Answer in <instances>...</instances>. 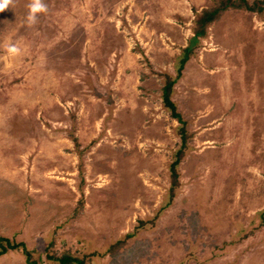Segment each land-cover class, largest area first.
I'll return each instance as SVG.
<instances>
[{"label": "rangeland", "instance_id": "obj_1", "mask_svg": "<svg viewBox=\"0 0 264 264\" xmlns=\"http://www.w3.org/2000/svg\"><path fill=\"white\" fill-rule=\"evenodd\" d=\"M214 1L43 0L32 27L31 0L0 11V170L14 145L30 153V193H0V235L30 255L0 264H264V11L208 26L172 87L184 126L162 103ZM180 131V187L159 211Z\"/></svg>", "mask_w": 264, "mask_h": 264}, {"label": "trees", "instance_id": "obj_2", "mask_svg": "<svg viewBox=\"0 0 264 264\" xmlns=\"http://www.w3.org/2000/svg\"><path fill=\"white\" fill-rule=\"evenodd\" d=\"M228 8H246L247 10L262 12L264 11V0H253L251 2H249V0H215L213 5L203 8L200 12L196 13L193 20V34L188 43L182 48L181 53L176 57V74L173 76L167 74L164 85L161 89L162 103L171 111V114L176 117L183 126L185 121L182 119L181 115L176 112V103L171 98L172 87L176 80L180 77L185 63L193 55L198 46L199 40L206 36L208 26ZM188 137L189 134L186 131H180L181 143L179 148H177L173 154L174 160L169 165L171 182L168 195L170 200L168 199L166 204L159 208V211L172 201L180 187L177 166L182 158V155H184V149L187 148ZM3 242H5V244H3ZM10 249H20L25 255H27V257L30 255L27 246L23 243L13 242L11 239H7V237H0V255L6 253ZM47 256L55 258L59 264H87L86 259L74 255L71 256L70 253H62L59 257H52L49 254Z\"/></svg>", "mask_w": 264, "mask_h": 264}, {"label": "crops", "instance_id": "obj_3", "mask_svg": "<svg viewBox=\"0 0 264 264\" xmlns=\"http://www.w3.org/2000/svg\"><path fill=\"white\" fill-rule=\"evenodd\" d=\"M7 133V132H6ZM0 134H3V133H0ZM8 135H12L13 133H7ZM7 143H12V142H8ZM23 142H21L22 144ZM17 144H20V143H17ZM15 146L14 145V150L15 151H11V153L13 154L12 157H18V163L15 164L12 162V164H10V170H0V182L3 183L4 187H0V193L3 191L4 193H6V197L5 199L9 198H16V196H21L22 193H24V191H30V187L29 186H26L29 184V180H28V177L25 175H23V172L25 173L26 172V167L27 165H25V162L27 161V159L29 158V154L30 153H27L26 156L24 155L25 153V150L24 149H15ZM8 149L5 150V152H9ZM38 151H41V149H37ZM34 151V150H33ZM37 155V154H36ZM3 156H5V158L7 156H9L8 154H0V157L1 158H4ZM11 157V156H10ZM38 157V156H37ZM34 158H35V155H34ZM38 159V158H37ZM21 161V162H19ZM34 165V170L33 172H36L38 169H39V166H37V164H33ZM29 173L31 174L32 171L31 170H28ZM14 183V185H12ZM15 183H17V185H19V189H16V186H15ZM16 193V194H15ZM27 193V192H26ZM30 193V192H29ZM15 194V195H14ZM3 196V195H2ZM1 200V199H0ZM0 237H9V236H4V235H0ZM10 239V238H9ZM10 251V250H9ZM9 251H7L6 253L0 255L1 256H5L7 253H10Z\"/></svg>", "mask_w": 264, "mask_h": 264}, {"label": "clouds", "instance_id": "obj_4", "mask_svg": "<svg viewBox=\"0 0 264 264\" xmlns=\"http://www.w3.org/2000/svg\"><path fill=\"white\" fill-rule=\"evenodd\" d=\"M11 0H0V11H3L5 8L8 7ZM48 8L47 5L43 2V0H31L28 5V13L25 18V24L28 27H32L37 24L39 14L47 13ZM6 51L13 56H17L20 54V48L9 44L6 46Z\"/></svg>", "mask_w": 264, "mask_h": 264}]
</instances>
